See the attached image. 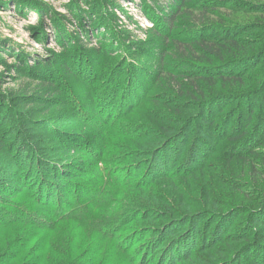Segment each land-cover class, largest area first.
Listing matches in <instances>:
<instances>
[{"label": "rangeland", "instance_id": "obj_1", "mask_svg": "<svg viewBox=\"0 0 264 264\" xmlns=\"http://www.w3.org/2000/svg\"><path fill=\"white\" fill-rule=\"evenodd\" d=\"M0 264H264V0H0Z\"/></svg>", "mask_w": 264, "mask_h": 264}, {"label": "trees", "instance_id": "obj_2", "mask_svg": "<svg viewBox=\"0 0 264 264\" xmlns=\"http://www.w3.org/2000/svg\"><path fill=\"white\" fill-rule=\"evenodd\" d=\"M223 130H225V129H223ZM240 139V137H236V138H234V139H232L231 141V143H234V142H236V141H238ZM167 158V157H166ZM165 158V159H166ZM169 161V160H168ZM167 161V162H168ZM166 162V163H167ZM64 163V162H63ZM43 175V180H42V184H41V187L44 189L45 187H44V183H47L48 185L50 184V181H48V182H45L46 180H47V178L45 177V175L44 174H42ZM20 176V177H19ZM19 178H17V181H18V183H17V185H19L20 184V182H21V185L22 184H24V181H22V176L19 174ZM56 183V182H55ZM57 184V183H56ZM3 185V184H2ZM46 185V184H45ZM4 187H5V185H3ZM53 188V187H52ZM59 188H61V186H59ZM58 188V189H59ZM56 189H57V187H56ZM57 189V190H58ZM64 193H59V194H57V195H61V196H63L64 197V195H63ZM43 199H45L44 197H43ZM60 200H62V198L60 199ZM60 200H56V201H52V203L53 204H56V205H58V201H60ZM49 201H51V200H49ZM50 203V202H49ZM51 204V203H50ZM17 210V209H16ZM23 212V211H22ZM39 224H41V223H39ZM27 225H29V227L31 226L32 228H34V229H36L38 226H37V224H35V225H32V223H28ZM31 228V229H32ZM33 229V230H34ZM36 236H38V238H37V240H36V243L33 245V247H32V249H31V251L29 252V254L31 253L32 255L33 254H35V253H38V251H41L42 249H43V246L41 245L42 243H48V241H45V237H44V235H41V233H37V231H36V234H35ZM164 238V235L162 236V239ZM41 245V246H40ZM35 248V249H34ZM174 248V246L170 249V250H172ZM28 254V255H29ZM174 254H177V253H173L172 254V256L174 255Z\"/></svg>", "mask_w": 264, "mask_h": 264}]
</instances>
